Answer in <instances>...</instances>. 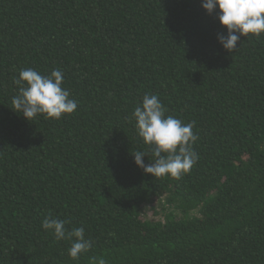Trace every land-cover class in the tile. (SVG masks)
Returning <instances> with one entry per match:
<instances>
[{
    "label": "trees",
    "instance_id": "obj_1",
    "mask_svg": "<svg viewBox=\"0 0 264 264\" xmlns=\"http://www.w3.org/2000/svg\"><path fill=\"white\" fill-rule=\"evenodd\" d=\"M201 4L0 0V264H264V33L230 53ZM27 68L62 70L77 109L15 112ZM145 93L194 122L199 159L179 179L134 164L152 162L131 118ZM49 215L92 247L70 258Z\"/></svg>",
    "mask_w": 264,
    "mask_h": 264
},
{
    "label": "clouds",
    "instance_id": "obj_2",
    "mask_svg": "<svg viewBox=\"0 0 264 264\" xmlns=\"http://www.w3.org/2000/svg\"><path fill=\"white\" fill-rule=\"evenodd\" d=\"M202 8L208 14L218 9L217 20L226 29V35H218V43L230 53L237 48L241 37L249 34L259 37L264 33V0H202ZM64 73L54 69L48 75L27 68L18 73L14 83L18 93L11 101L13 110L26 120L37 115L45 118L60 119L63 115L73 113L78 106L70 92L62 87ZM166 108L156 94L145 93L142 102L135 108L131 118L135 121L138 137L150 150L152 161L145 164L146 151H137L133 155L134 164L144 174L154 178L170 175L179 179L186 174L199 159L192 145L198 139L193 132L194 122L184 123L168 115ZM67 221L46 216L41 224L45 231H50L57 241L69 240L71 246L68 256L78 259L81 253L92 247V241L85 238L83 227L66 229ZM99 264H105L103 260Z\"/></svg>",
    "mask_w": 264,
    "mask_h": 264
},
{
    "label": "rangeland",
    "instance_id": "obj_3",
    "mask_svg": "<svg viewBox=\"0 0 264 264\" xmlns=\"http://www.w3.org/2000/svg\"><path fill=\"white\" fill-rule=\"evenodd\" d=\"M161 203H162V202H161ZM145 209H146V208H145ZM152 213H153L152 211H147V212H146V216H147V217H151V216L153 217V216H154L156 219L159 218L160 215H154V214H152Z\"/></svg>",
    "mask_w": 264,
    "mask_h": 264
}]
</instances>
